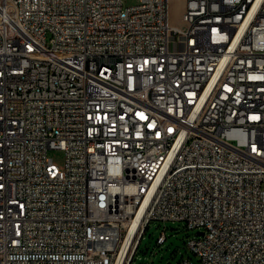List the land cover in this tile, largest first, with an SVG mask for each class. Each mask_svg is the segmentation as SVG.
<instances>
[{
	"label": "built area",
	"instance_id": "obj_1",
	"mask_svg": "<svg viewBox=\"0 0 264 264\" xmlns=\"http://www.w3.org/2000/svg\"><path fill=\"white\" fill-rule=\"evenodd\" d=\"M184 1L0 0V264H264V0Z\"/></svg>",
	"mask_w": 264,
	"mask_h": 264
},
{
	"label": "rangeland",
	"instance_id": "obj_2",
	"mask_svg": "<svg viewBox=\"0 0 264 264\" xmlns=\"http://www.w3.org/2000/svg\"><path fill=\"white\" fill-rule=\"evenodd\" d=\"M135 1L123 0V4L128 6ZM184 7V0H170L169 22L171 25H184L180 21ZM170 38H173V35ZM48 155L60 171L64 172V152L59 149H50ZM196 231L197 229H187L182 221H151L129 264H177L181 259H190L194 264H200L198 255L187 245V240L195 235ZM161 232L166 239L162 244L157 245L156 239Z\"/></svg>",
	"mask_w": 264,
	"mask_h": 264
},
{
	"label": "water",
	"instance_id": "obj_3",
	"mask_svg": "<svg viewBox=\"0 0 264 264\" xmlns=\"http://www.w3.org/2000/svg\"><path fill=\"white\" fill-rule=\"evenodd\" d=\"M198 233H199V234H202V232H200V231H199Z\"/></svg>",
	"mask_w": 264,
	"mask_h": 264
}]
</instances>
